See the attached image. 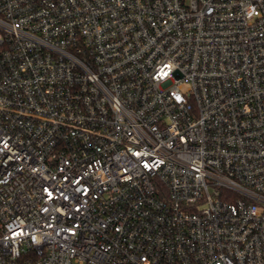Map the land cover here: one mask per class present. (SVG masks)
Returning <instances> with one entry per match:
<instances>
[{"label": "built area", "instance_id": "obj_1", "mask_svg": "<svg viewBox=\"0 0 264 264\" xmlns=\"http://www.w3.org/2000/svg\"><path fill=\"white\" fill-rule=\"evenodd\" d=\"M0 264H264V0H0Z\"/></svg>", "mask_w": 264, "mask_h": 264}]
</instances>
